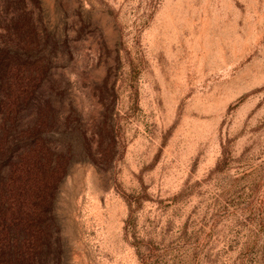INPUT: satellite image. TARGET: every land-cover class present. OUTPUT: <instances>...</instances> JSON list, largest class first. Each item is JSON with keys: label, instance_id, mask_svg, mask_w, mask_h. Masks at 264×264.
Here are the masks:
<instances>
[{"label": "rangeland", "instance_id": "obj_1", "mask_svg": "<svg viewBox=\"0 0 264 264\" xmlns=\"http://www.w3.org/2000/svg\"><path fill=\"white\" fill-rule=\"evenodd\" d=\"M17 1L6 122L53 93L0 259L264 264V0Z\"/></svg>", "mask_w": 264, "mask_h": 264}, {"label": "trees", "instance_id": "obj_2", "mask_svg": "<svg viewBox=\"0 0 264 264\" xmlns=\"http://www.w3.org/2000/svg\"><path fill=\"white\" fill-rule=\"evenodd\" d=\"M9 5L14 6L17 19L22 21L19 14V10L16 8L18 5L17 0H0V214L5 209V197L9 196V189L11 180L18 181L20 173L22 171V158L25 155L32 154L37 150V146L43 140V134L41 130L43 127L37 123V119L34 116H38L41 112V108L48 109L46 105V99L48 95L53 93L52 87H45V97L30 98L28 105L30 106L29 117L26 119V128H21V116L15 120L6 122L9 114L5 113L4 107L8 104L7 90L8 82L11 81L13 76H20L22 71L30 68L24 66L22 60V54L18 52V45H12V41L8 32L13 31L12 23L9 19L6 20L7 15L5 9ZM14 16V15H13ZM20 18V19H19ZM16 32V31H15ZM19 32H17L18 34ZM15 48V50L11 49ZM34 93V92H33ZM6 122V123H5ZM20 122V124H19ZM19 128L21 130H19ZM45 140V139H44ZM24 171V170H23ZM25 172V171H24ZM5 229V224L2 221L0 223V232ZM3 247L12 248V241L7 240ZM0 264H10L0 259ZM19 264V263H18ZM21 264V263H20ZM31 264H35L32 261Z\"/></svg>", "mask_w": 264, "mask_h": 264}]
</instances>
